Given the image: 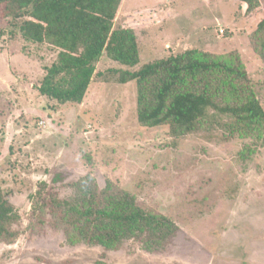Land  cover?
<instances>
[{
  "label": "rangeland",
  "instance_id": "obj_1",
  "mask_svg": "<svg viewBox=\"0 0 264 264\" xmlns=\"http://www.w3.org/2000/svg\"><path fill=\"white\" fill-rule=\"evenodd\" d=\"M259 2L248 12L240 0H124L114 27L135 29L139 61L127 66L104 54L81 104L40 94L57 53L25 41L23 19L0 17V184L18 214L9 224L16 234L0 240V264H264V134L234 133L233 119L216 110L213 125L182 137L169 125L145 127L137 83L118 81L194 49L245 70L264 108ZM242 81L224 73L214 85L235 97ZM85 176L99 189L129 192L178 230L107 247L57 226L53 195L70 197Z\"/></svg>",
  "mask_w": 264,
  "mask_h": 264
},
{
  "label": "trees",
  "instance_id": "obj_2",
  "mask_svg": "<svg viewBox=\"0 0 264 264\" xmlns=\"http://www.w3.org/2000/svg\"><path fill=\"white\" fill-rule=\"evenodd\" d=\"M240 1L247 4L248 12L260 4L259 0ZM123 3L124 0H0V17L23 19L19 26L23 39L47 45L57 53L37 87L40 94L60 104H81L104 54L127 66L139 61L135 29L114 27ZM256 35L261 39L256 50L264 59V19ZM224 73L242 78L246 85L232 90L238 93L235 97H226L224 92L229 91L214 85ZM249 79L245 70L189 49L139 70L124 71L118 81L137 83V118L145 127L169 125L172 135L182 137L198 132L202 124L213 125L209 122L210 111L216 110L233 119L234 133L258 132L262 136L264 108L253 95ZM71 188L70 197L53 195L50 202L57 207V226L75 230L88 243L114 247L142 236L163 239L169 229L178 230L172 220L143 209L129 192L110 183L99 189L94 178L85 176ZM16 216L0 184V240L16 234L9 228Z\"/></svg>",
  "mask_w": 264,
  "mask_h": 264
}]
</instances>
